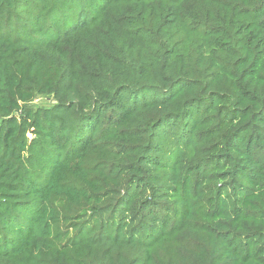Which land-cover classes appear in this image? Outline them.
I'll list each match as a JSON object with an SVG mask.
<instances>
[{
  "label": "trees",
  "instance_id": "16d2710c",
  "mask_svg": "<svg viewBox=\"0 0 264 264\" xmlns=\"http://www.w3.org/2000/svg\"><path fill=\"white\" fill-rule=\"evenodd\" d=\"M0 264H264V0H0Z\"/></svg>",
  "mask_w": 264,
  "mask_h": 264
},
{
  "label": "rangeland",
  "instance_id": "374dc122",
  "mask_svg": "<svg viewBox=\"0 0 264 264\" xmlns=\"http://www.w3.org/2000/svg\"><path fill=\"white\" fill-rule=\"evenodd\" d=\"M52 101L48 98H44V97H37L34 99L33 103L36 105H49Z\"/></svg>",
  "mask_w": 264,
  "mask_h": 264
}]
</instances>
